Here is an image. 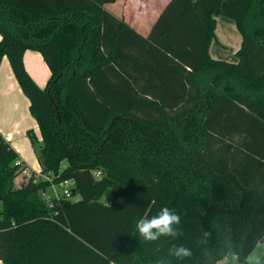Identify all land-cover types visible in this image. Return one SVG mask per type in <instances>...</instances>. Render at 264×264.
<instances>
[{
  "label": "trees",
  "instance_id": "trees-1",
  "mask_svg": "<svg viewBox=\"0 0 264 264\" xmlns=\"http://www.w3.org/2000/svg\"><path fill=\"white\" fill-rule=\"evenodd\" d=\"M116 1L0 0V66L39 122L41 171L74 182L52 205L36 172L16 186L29 166L0 132L4 264H220L264 236V0H170L148 34ZM218 16L243 35L235 63L210 54ZM28 49L52 71L45 88ZM164 207L182 234L141 238L138 221Z\"/></svg>",
  "mask_w": 264,
  "mask_h": 264
},
{
  "label": "crops",
  "instance_id": "crops-1",
  "mask_svg": "<svg viewBox=\"0 0 264 264\" xmlns=\"http://www.w3.org/2000/svg\"><path fill=\"white\" fill-rule=\"evenodd\" d=\"M170 0H117L107 4V8L130 24L142 34H148L158 15ZM2 38L0 34V39ZM243 35L236 21L217 17L216 39L210 47V54L215 59L237 62V51L242 45ZM24 63L33 79L45 88L52 76V71L43 55L28 49L24 54ZM30 99L19 84L10 60L5 56L0 66V132L18 153V159L25 161L29 169L39 172L40 161L33 148L30 133L42 140L39 122L30 109ZM32 152L31 157L30 156ZM227 257H231L228 255ZM225 258L220 264H224ZM0 264H4L0 260Z\"/></svg>",
  "mask_w": 264,
  "mask_h": 264
},
{
  "label": "clouds",
  "instance_id": "clouds-1",
  "mask_svg": "<svg viewBox=\"0 0 264 264\" xmlns=\"http://www.w3.org/2000/svg\"><path fill=\"white\" fill-rule=\"evenodd\" d=\"M181 217L174 210L164 207L151 219L141 218L136 227L139 236L146 241H156L161 236L178 237L181 235ZM210 233H203V238L199 241L202 245L207 244ZM208 250L205 249V253ZM169 253L177 259H184L192 256V250L186 246L174 245L169 249ZM163 264V262H162ZM224 264H264V236L258 238L246 255L241 256L239 252L232 251L231 257H225Z\"/></svg>",
  "mask_w": 264,
  "mask_h": 264
},
{
  "label": "built area",
  "instance_id": "built-area-1",
  "mask_svg": "<svg viewBox=\"0 0 264 264\" xmlns=\"http://www.w3.org/2000/svg\"><path fill=\"white\" fill-rule=\"evenodd\" d=\"M17 164H22V160H17ZM32 174V171L29 168H26L23 172V176L29 177ZM95 175L97 177L101 176L100 171H96ZM36 180H48L51 181L50 186L48 188L41 190V196L45 203L48 205H52L55 200H60L62 197L72 198L73 195V180H63L60 182H53V176L49 174H43L40 170L36 173ZM75 199V198H74Z\"/></svg>",
  "mask_w": 264,
  "mask_h": 264
},
{
  "label": "rangeland",
  "instance_id": "rangeland-1",
  "mask_svg": "<svg viewBox=\"0 0 264 264\" xmlns=\"http://www.w3.org/2000/svg\"><path fill=\"white\" fill-rule=\"evenodd\" d=\"M42 141V140H41ZM38 143H40V140H37L36 141V144H35V146L33 145V148H34V150L36 151V154H37V156L39 155V151H38V149H39V145H38ZM31 155H32V152H31V154H30V156H28V157H31ZM39 159V158H38ZM66 163H64L63 165H65ZM24 182V178H23V175L22 174H20L17 178H16V180H15V185L16 186H20L22 183Z\"/></svg>",
  "mask_w": 264,
  "mask_h": 264
},
{
  "label": "water",
  "instance_id": "water-1",
  "mask_svg": "<svg viewBox=\"0 0 264 264\" xmlns=\"http://www.w3.org/2000/svg\"><path fill=\"white\" fill-rule=\"evenodd\" d=\"M61 77V75H59L55 80H54V83L58 80V78ZM56 109H57V112H59V109L58 107L56 106ZM107 142V139L103 142V146L104 144ZM2 199L1 195H0V200Z\"/></svg>",
  "mask_w": 264,
  "mask_h": 264
}]
</instances>
